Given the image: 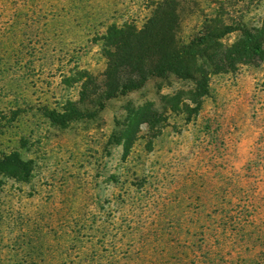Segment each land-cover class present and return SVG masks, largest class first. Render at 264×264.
<instances>
[{
	"label": "rangeland",
	"instance_id": "obj_1",
	"mask_svg": "<svg viewBox=\"0 0 264 264\" xmlns=\"http://www.w3.org/2000/svg\"><path fill=\"white\" fill-rule=\"evenodd\" d=\"M151 1L0 0V161L15 155L28 171L0 172V264H242L245 254L216 256L193 231L214 210H251L238 202L245 194L264 264V59L212 76L189 122L166 104L191 88L172 77L91 118L60 126L43 116L78 100L76 70H104L94 38L112 23L141 26ZM180 1L185 41L210 18L234 29L264 19V0ZM148 105L163 122L124 144L127 109Z\"/></svg>",
	"mask_w": 264,
	"mask_h": 264
},
{
	"label": "trees",
	"instance_id": "obj_2",
	"mask_svg": "<svg viewBox=\"0 0 264 264\" xmlns=\"http://www.w3.org/2000/svg\"><path fill=\"white\" fill-rule=\"evenodd\" d=\"M149 8L150 13L141 26L132 21L112 23L94 38L105 61L104 70L97 76L87 70H76L68 82L79 84L78 100H68L60 109L46 107L43 116L47 120L64 126L74 120L91 118L104 108L107 100L139 90L150 79L172 77L190 83L191 88L185 96L176 93L167 98L166 104L171 111L185 113L184 120L189 122L198 113L202 99L209 95L212 76L264 59V19L256 28L234 29L232 25L210 18L185 41L180 37V0H152ZM235 30L240 32L237 40L224 45L223 37ZM159 117L151 105L136 110L128 108L126 129L118 136L124 144L130 142L140 125L153 127L163 122ZM16 168L24 175L28 172L15 155L0 161V172H20ZM215 200L224 199L217 195ZM254 200L249 194L238 199L250 204L251 210L220 208L212 211L211 216L205 215L208 223L196 224L194 234L200 235L204 245L212 242L209 248L216 256L223 252L228 256L243 253L242 264H259L262 227L255 217L257 211L252 209ZM216 259L209 257L206 263L213 264Z\"/></svg>",
	"mask_w": 264,
	"mask_h": 264
}]
</instances>
